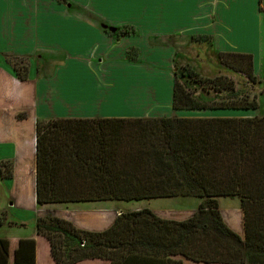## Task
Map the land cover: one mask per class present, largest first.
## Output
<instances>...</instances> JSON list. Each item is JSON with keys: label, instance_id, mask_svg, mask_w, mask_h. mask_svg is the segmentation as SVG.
Masks as SVG:
<instances>
[{"label": "trees", "instance_id": "trees-1", "mask_svg": "<svg viewBox=\"0 0 264 264\" xmlns=\"http://www.w3.org/2000/svg\"><path fill=\"white\" fill-rule=\"evenodd\" d=\"M63 1V0H57ZM219 64L257 83L251 54H217ZM14 70V69H13ZM14 72L26 79V68ZM174 111L257 110L226 76L202 78L187 67L173 74ZM201 93L214 95L205 100ZM24 120L25 114H18ZM0 176L12 180L11 162ZM36 206L161 199L200 200L184 221L148 209L120 213L104 231L77 228L54 216L37 218L38 238L54 264H264V117L51 119L34 135ZM219 199H238L243 238L225 223ZM36 240H0V264H36Z\"/></svg>", "mask_w": 264, "mask_h": 264}, {"label": "crops", "instance_id": "crops-1", "mask_svg": "<svg viewBox=\"0 0 264 264\" xmlns=\"http://www.w3.org/2000/svg\"><path fill=\"white\" fill-rule=\"evenodd\" d=\"M247 1L253 3V0H63V3L57 0H0V163L11 162L13 165L12 180L4 179L3 183L10 201L7 207L9 215L21 223L14 235L0 237V240H36V264H54L48 253V245L36 234L34 222L40 216L38 212H53L46 207L55 206L54 215L71 221L82 230L100 232L109 228L119 213L124 212L108 204L112 201L36 206V122L144 117L136 115V109L129 101H126L127 105H122L124 101L117 98L112 101V90H118L121 85L116 78H109L116 70L111 56L119 53L124 56L133 49L139 51L142 61L148 63L139 65L142 72H156L153 59L165 57L161 60L166 65L160 62L158 66L169 74L174 64L190 66L187 60L173 62L175 56L183 58L184 49L190 55L200 56L194 42L198 36L210 37V46L215 41L214 47L218 53L249 54L246 44L251 28H246L249 26L246 19ZM260 4L255 14L254 34L257 37L261 33V13H264ZM223 9L230 15L233 25L238 27L224 21L220 24L225 28L219 30L216 19L218 12ZM220 20H224V17ZM5 57L20 60L26 68L24 81L20 82L15 77L13 67L6 62ZM94 59L98 60L95 62ZM121 66L126 67V64ZM168 77L170 82L173 75ZM148 84L151 85L150 82ZM141 93L139 91L140 96ZM155 96L158 97V92ZM164 97V102L169 106L172 82ZM174 112L177 114L169 118L207 117L209 113ZM18 114H25L24 120H18ZM28 155L32 163L30 178L27 181L22 179L23 183L18 185L15 183L16 170ZM25 193L30 199L19 201L18 197ZM167 200L170 199L145 202L148 203V210L164 220L183 221L196 211L194 205H187L193 203L188 198L173 199L186 200V204L158 202ZM220 200L218 203L223 220L243 238L242 212L238 200L224 199L229 205V209L224 210ZM185 205L187 208L183 209ZM29 225L30 233L25 232ZM182 262L189 263L187 260ZM78 264L108 263L95 260Z\"/></svg>", "mask_w": 264, "mask_h": 264}, {"label": "rangeland", "instance_id": "rangeland-1", "mask_svg": "<svg viewBox=\"0 0 264 264\" xmlns=\"http://www.w3.org/2000/svg\"><path fill=\"white\" fill-rule=\"evenodd\" d=\"M259 4L261 6V7L259 6L260 9L262 8L264 12V0H255V5H254V0H253V3L247 1V7H246V9H248L247 11L248 15L246 16V19L248 20V23H249V26H247L246 28L247 29L251 28L250 33H248L249 41L246 44V48L248 51L247 53L252 54L254 56V75L256 76V79H257V83L255 85H251L247 83L246 79L243 76L232 73L228 69L222 67L219 64L218 59H217L218 51L216 47H214V44L216 42L213 41V44H212L213 46H210L209 44L210 37L198 36L194 38V42H196L197 47L195 49L199 50L198 53L200 56H197V55L195 56V54L190 55L187 52V50L184 49L182 53V55H184L183 58H181L180 56L179 57L175 56L172 58L174 59L173 62L178 63L181 59L187 60L190 66L188 67L187 65L185 66L183 64L182 65L174 64L169 74L164 73L163 72L164 69L162 68L160 69V67L158 66L160 62H161L160 64L164 66L166 65L165 61L161 60V59H165V57H156L155 59H153V62L155 63L153 67L155 70H157L156 72H151L150 70L148 72H146L145 70L144 72H142L140 70L141 66L139 65L145 64V63L146 65H148V63L146 61L144 62L142 61V57L140 56L139 51L132 48L133 50L127 52V54L125 53L124 56L122 55L120 56V53L117 55L113 54L111 56V60L113 61L112 63H114L116 70H113L114 73L111 74L109 78H114V79L116 78L118 83L121 86L118 90L117 89L112 90V93L114 95L113 97L111 96L112 101H114L116 98L119 101L123 100L124 103H122V105L123 104L127 105L126 101H129L130 105L132 106L134 105V108L136 109L135 111L136 115L144 116V117H135L131 119H137V118L149 119L151 118L150 115L153 116V118H156V117L157 118H160V117L169 118L170 116L177 114V113L174 112V110L172 109V105H171L172 99L170 100V103L168 104L169 106H167L166 103L164 102V98H165L164 94L166 93L168 88H171V82L173 86L174 76L171 78V81L169 82L170 77H168V75L172 76L174 74V70H176L175 72H177V75H180V73L182 72V68L187 67L190 70L195 71L202 78L213 79L219 76H226L234 82L235 92L223 93L218 96V99L225 98V97L229 98L232 95L235 96L233 98H240V97L245 96L249 101H251L252 99H255L257 103V107H258L257 110L255 111L209 112L206 115L207 117H221V118L264 117V13H261L263 19L259 21L261 23V29H262V31L260 29V32H261L260 36L258 35L257 37V34L256 35L254 34L255 33V22H256L255 14H256L257 7ZM222 17H224V20H220ZM224 21H227L228 23H230L231 22L230 15H228L225 12V10L224 11L220 10V12H218V16L216 19L218 26H220L219 27L220 31H222L225 28L223 25L220 24V22H224ZM231 24L233 25L232 22ZM233 26L235 28L238 27L236 25H233ZM211 32H214V31H211ZM258 42H259V46H258ZM5 58H6V62L7 63L9 62L8 64L12 65L15 73H17V70L21 72L20 69L24 68V66L20 63L19 59L17 60V59L9 58V57H5ZM95 60H98V59H94L93 61ZM109 64L111 63L109 62ZM122 64H126V67L121 66ZM191 67L193 69H191ZM149 82L151 83V85L148 84ZM139 87H143L144 90L139 89ZM186 87L189 88V90L193 92L196 90L195 89L196 86L193 84L190 86L186 85ZM156 88H158L157 91H156ZM139 91L142 92L141 96L139 95ZM148 91L150 92V94L148 93ZM196 91L197 93L195 95L202 99H205V100L214 99L213 94H210L208 96L207 94L201 93L200 90H196ZM157 92H158V97L155 96ZM142 96H147V97L142 98ZM108 97H110V95ZM168 108L170 109V111L168 110ZM178 114H184V113L182 111V112H179ZM31 166H32L31 156L28 155V157L26 156L25 160H23L20 163V167L18 171L16 170L17 178H16L15 183H17L18 185H21L23 183L22 179L26 181L29 180ZM3 182H5V180L0 176V225H3V227H0V237H6V236L9 237L11 235H14L13 233L18 230L16 228L20 227L21 223L18 221H15L9 215V209L7 207H9L10 201L8 199L7 190L5 189V185ZM28 197L29 195L25 193L23 196L18 197V199L19 201L29 200L30 198L28 199ZM177 199H180V198H177ZM188 199L190 200V202L193 201V203H188L187 205H194L193 207L197 210L198 205L201 201L197 199H191V198H188ZM232 200H235V199H232ZM237 200L238 199H236V201ZM158 202H161V204L176 205L173 202H182L186 204L187 201L186 200L173 201V199H170L167 201H158ZM219 202H220V206L222 207V210H224V208L229 209V205L228 203H226L224 199H221ZM108 204L111 206H115L116 208L119 207V209H122V211H124L122 213H128V212L136 211L137 209L139 210L140 209L142 210L143 208L147 209L148 203L145 201L129 202V203L112 201V202H109ZM187 205H185V207L183 206L182 208L186 209ZM46 208L52 209L53 212H50V213L43 212L41 214L38 212L40 216H37V218L47 217V216L58 217L54 215L55 206H50ZM130 210H133V211H130ZM36 219H35V222H36ZM30 226L31 225H29V227L27 228V231L25 230V232L30 233ZM188 264H192V263L189 262Z\"/></svg>", "mask_w": 264, "mask_h": 264}]
</instances>
